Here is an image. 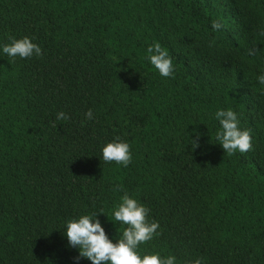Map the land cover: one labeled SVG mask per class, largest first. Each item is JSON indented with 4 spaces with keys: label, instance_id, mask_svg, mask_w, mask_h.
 Here are the masks:
<instances>
[{
    "label": "trees",
    "instance_id": "trees-1",
    "mask_svg": "<svg viewBox=\"0 0 264 264\" xmlns=\"http://www.w3.org/2000/svg\"><path fill=\"white\" fill-rule=\"evenodd\" d=\"M260 28L264 0H0V44L28 36L42 50L0 56V264H74L58 229L86 211L103 210L115 242L116 185L159 224L141 254L264 264ZM154 42L173 57L171 79L145 59ZM226 106L251 132L245 153L215 144L212 113ZM115 135L129 143L126 168L100 159Z\"/></svg>",
    "mask_w": 264,
    "mask_h": 264
},
{
    "label": "clouds",
    "instance_id": "clouds-1",
    "mask_svg": "<svg viewBox=\"0 0 264 264\" xmlns=\"http://www.w3.org/2000/svg\"><path fill=\"white\" fill-rule=\"evenodd\" d=\"M213 31L222 28V23L213 20L210 24ZM259 36L264 37V28L258 29ZM256 48L249 50V55H255ZM42 54L41 47L32 42L28 36L21 38L8 37V42L0 44V56H6L13 62L17 59L25 60L33 56L39 57ZM145 59L148 64L162 78H173L174 66L173 57L168 49L154 42L146 47ZM256 83L264 88V70L255 77ZM86 120L93 118L92 110L84 114ZM57 121H66L68 116L63 111H58L55 116ZM212 119L216 121V127L212 133L213 139L223 150L224 154L232 155L235 152L245 153L250 150L251 132L242 128L237 113L231 107L217 108L212 113ZM208 134V133H207ZM200 134L195 133L193 139H189L191 150L199 145ZM100 159L105 163H115L126 168L131 163V152L129 143L121 136L115 135L104 143L100 148ZM114 191L123 192L119 200L110 210L111 219L115 224L124 226L119 237L113 242L106 235L101 222L96 219L97 213L103 210L84 212L74 217L63 220L61 227L62 236L67 241V246L76 249L78 255L74 257V264H78L81 258L86 259L90 264H177L174 255L166 257L158 253L141 254L139 246L151 241L154 235H159L157 229L159 224L155 221L149 222L148 209L136 198L124 192L120 185H116ZM104 215V214H103ZM105 216V215H104ZM114 224V223H113ZM118 229V228H117ZM116 229V231H117ZM191 264H202L201 258L191 261Z\"/></svg>",
    "mask_w": 264,
    "mask_h": 264
}]
</instances>
